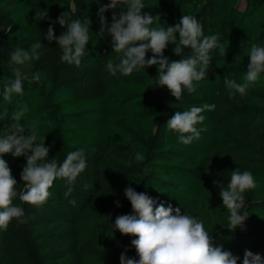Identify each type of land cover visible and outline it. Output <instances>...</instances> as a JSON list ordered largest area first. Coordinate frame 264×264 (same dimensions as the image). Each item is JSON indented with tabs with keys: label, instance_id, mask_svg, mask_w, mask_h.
Here are the masks:
<instances>
[{
	"label": "trees",
	"instance_id": "16d2710c",
	"mask_svg": "<svg viewBox=\"0 0 264 264\" xmlns=\"http://www.w3.org/2000/svg\"><path fill=\"white\" fill-rule=\"evenodd\" d=\"M238 2L144 0L142 14L159 16L161 25L174 26L190 15L203 25L204 35L219 33L224 45L225 56L219 48L211 50L207 77L178 101L166 86L157 85L155 65L128 76L109 75L107 59L111 56L118 63V54L113 53L112 37L99 33L97 16L100 4L109 0H0V114L7 109L10 117L26 105L21 123H36L37 143L45 137L50 149L48 160L62 163L70 151L83 149L87 165L68 196L66 180L57 178L43 205L22 203L18 196L13 200L24 208L26 223L18 226L13 219L6 231L0 230V264H120L126 249L129 258L138 260L131 246L136 237L114 227L118 215L132 213L124 192L129 186L157 204L181 207L182 213L202 221L213 246L238 256L237 264H242L245 250L264 258V72L243 96L229 97L224 84L225 77L243 83L251 46H264V0H245L243 8ZM73 9V19L91 20L90 41L78 67L63 62L56 41L45 39L50 25L56 37L66 30L56 21ZM122 10L126 11L123 5L115 9ZM112 14L113 10L105 13L109 23ZM37 40L42 44L39 61L10 62L11 52L18 47L27 50ZM174 47L169 43L164 50L170 61L182 58L174 54ZM184 55H191V49H184ZM152 57L149 50L146 59ZM17 67L27 77L24 94H14L7 103L3 80L14 79ZM204 103L216 108L202 113L200 138L189 145L179 143V134L166 128L167 120L176 111ZM11 123L0 121V130ZM136 152L145 155L139 164L134 161ZM3 159L19 193L25 187L20 173L26 159L11 153ZM237 168L252 172L256 187L244 193L249 213L244 229L233 232L219 193Z\"/></svg>",
	"mask_w": 264,
	"mask_h": 264
},
{
	"label": "clouds",
	"instance_id": "9594fccd",
	"mask_svg": "<svg viewBox=\"0 0 264 264\" xmlns=\"http://www.w3.org/2000/svg\"><path fill=\"white\" fill-rule=\"evenodd\" d=\"M99 3V0H96ZM123 5L125 10L117 13L115 9ZM144 0H109L100 4L97 16L100 23L99 33L105 32L112 37L113 53L118 54L119 62L109 56L106 70L115 77L117 73L128 76L140 68L158 67V86H166L171 95L178 101L185 90L192 94L196 91L195 83L207 77V70L212 62L210 51L219 48L221 55L226 54L224 45L220 43V34L204 35L203 25L196 17L183 15L174 26H163L159 16L142 14ZM113 10L111 22L105 13ZM73 11H65L57 18V23L66 30L56 37L50 25L45 39L53 40L62 50L61 60L77 67L85 55V47L90 41V19H73ZM156 25L153 27V25ZM9 30V29H8ZM178 34V39H177ZM169 43L174 44L173 52L182 57L170 61L164 56V50ZM39 40L25 50L16 48L10 53V62L15 65L31 64L39 61L42 53ZM190 48L191 55L185 56L184 49ZM151 50L153 57L146 59V53ZM14 79L3 80L2 96L7 103L12 102L13 95L24 94L23 81L27 78L17 67L13 69ZM264 72V46L253 44L250 49L247 72L243 83H237L228 77L224 78L229 97L236 93L246 95L248 88L254 85ZM37 73L35 79H39ZM216 105L204 103L202 106H191L186 111H176L167 120L166 128L179 134L178 142L189 145L200 138L204 129H198L202 124L205 111H214ZM28 111L27 106L13 111L8 116L7 109L0 114V121H13L8 127L0 130V230H7L10 222L15 219L17 225L26 223L25 211L22 206L14 205L13 200L18 196L22 203L41 206L51 195L49 189L54 180L62 178L67 182L68 196L72 185L80 173L86 168L83 149L70 151L62 163L56 158L48 160L49 147L45 146V137L37 143L38 132L36 123L27 127L21 123V118ZM25 130L28 135H24ZM11 153L14 157H24L26 164L20 176L24 182V190H16L17 180L12 176L8 163L3 156ZM30 153V154H29ZM145 160V155L136 152L134 161L139 164ZM132 161H129V165ZM145 171H149L145 168ZM256 182L252 172H241L238 168L231 173L227 187H222L219 195L223 207L228 210L229 230L244 229L249 213L245 210V195L247 190L254 189ZM125 196L131 204L132 213L118 215L114 222L115 229L122 235L134 236L131 246L134 247L139 259L129 258L125 252L120 255V264H237L240 259L222 246H213L210 233L205 230L202 221L184 214L181 207H167L146 193L137 192L131 186L126 187ZM74 203V201H73ZM119 207V201L116 202ZM243 210V211H242ZM242 264H264V258L245 250Z\"/></svg>",
	"mask_w": 264,
	"mask_h": 264
},
{
	"label": "rangeland",
	"instance_id": "374dc122",
	"mask_svg": "<svg viewBox=\"0 0 264 264\" xmlns=\"http://www.w3.org/2000/svg\"><path fill=\"white\" fill-rule=\"evenodd\" d=\"M244 1H245V0H239V2H238V6H239V8H243V6H244Z\"/></svg>",
	"mask_w": 264,
	"mask_h": 264
}]
</instances>
